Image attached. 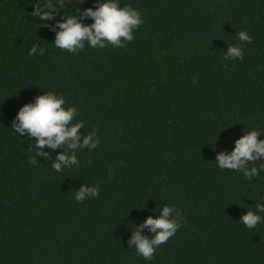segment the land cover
<instances>
[{
	"label": "trees",
	"instance_id": "trees-1",
	"mask_svg": "<svg viewBox=\"0 0 264 264\" xmlns=\"http://www.w3.org/2000/svg\"><path fill=\"white\" fill-rule=\"evenodd\" d=\"M0 0V264H264V212L254 228L239 217L264 204L257 175L220 169L216 154L250 128L264 139V0H121L143 23L124 47L54 46L57 21L101 0ZM252 40L241 42L236 32ZM36 44L44 51L28 54ZM229 45L241 58L225 60ZM55 90L95 128V148L43 146L13 128L18 109ZM78 163L56 172L57 153ZM82 184L97 194L82 201ZM169 204L184 221L151 260L129 243Z\"/></svg>",
	"mask_w": 264,
	"mask_h": 264
},
{
	"label": "clouds",
	"instance_id": "clouds-1",
	"mask_svg": "<svg viewBox=\"0 0 264 264\" xmlns=\"http://www.w3.org/2000/svg\"><path fill=\"white\" fill-rule=\"evenodd\" d=\"M57 5L48 2L34 8L33 15H39L43 20L50 15V11ZM84 15L92 18L91 23H82L76 18V14L68 15L65 19L57 21L58 30L54 37V46L69 52H77L87 44L90 48H104L106 44L113 47H124L127 41L133 39V30L143 23L141 12L121 0H101L97 7L84 9ZM237 39L241 42H249L252 36L245 30L236 32ZM44 51L36 44L28 49V54H40ZM243 50L239 45H229L224 52V59H239ZM78 109L75 105L66 104L65 97L55 90H49L37 95L32 102L23 104L17 111L13 128L16 133H27L35 137L34 146L36 153L47 156L42 152L43 146L56 148L63 145L66 149L95 148L99 142L95 128L80 137L78 129L84 125L83 120H73L77 116ZM256 128H250L234 141V147L227 152L216 154V166L220 169H240L245 177L257 175L256 165L246 166V162L255 161L264 157V139H258ZM78 163L74 152L62 151L57 153L51 163L56 172L62 171L71 165ZM264 169V163L259 165ZM97 194V186L94 184H82L73 192L76 201H82L89 196ZM257 211L251 209L244 212L239 221L247 228H254L262 219L260 212H264V204H256ZM184 221L182 213L169 204L160 208L156 217L148 216L143 224L149 226L150 235H141L134 231L129 243H135V253L145 260H151L154 250L162 242L172 236Z\"/></svg>",
	"mask_w": 264,
	"mask_h": 264
}]
</instances>
